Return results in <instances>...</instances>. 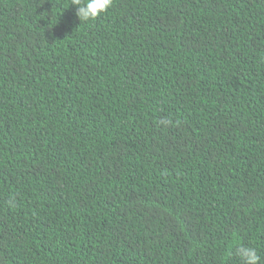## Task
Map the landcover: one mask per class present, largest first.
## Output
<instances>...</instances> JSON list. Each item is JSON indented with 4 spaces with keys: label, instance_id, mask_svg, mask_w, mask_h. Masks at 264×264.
<instances>
[{
    "label": "trees",
    "instance_id": "obj_1",
    "mask_svg": "<svg viewBox=\"0 0 264 264\" xmlns=\"http://www.w3.org/2000/svg\"><path fill=\"white\" fill-rule=\"evenodd\" d=\"M240 245L264 264V0H0V264Z\"/></svg>",
    "mask_w": 264,
    "mask_h": 264
},
{
    "label": "clouds",
    "instance_id": "obj_2",
    "mask_svg": "<svg viewBox=\"0 0 264 264\" xmlns=\"http://www.w3.org/2000/svg\"><path fill=\"white\" fill-rule=\"evenodd\" d=\"M76 6V16L80 21L93 20L106 12L113 5V0H72ZM11 204L12 201H9ZM236 255L240 257L243 264H259L260 256L256 248L240 245L236 249Z\"/></svg>",
    "mask_w": 264,
    "mask_h": 264
}]
</instances>
